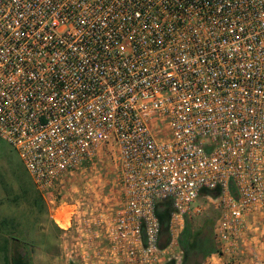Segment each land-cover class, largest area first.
Wrapping results in <instances>:
<instances>
[{
  "label": "built area",
  "instance_id": "1",
  "mask_svg": "<svg viewBox=\"0 0 264 264\" xmlns=\"http://www.w3.org/2000/svg\"><path fill=\"white\" fill-rule=\"evenodd\" d=\"M0 139L73 228L76 264H162L216 187L211 257L233 253L264 207V0H0ZM110 146L121 205L63 200L67 175Z\"/></svg>",
  "mask_w": 264,
  "mask_h": 264
},
{
  "label": "rangeland",
  "instance_id": "2",
  "mask_svg": "<svg viewBox=\"0 0 264 264\" xmlns=\"http://www.w3.org/2000/svg\"><path fill=\"white\" fill-rule=\"evenodd\" d=\"M118 152L113 147L99 149L91 164L67 175L62 187L63 200L74 202L86 199L88 208L94 209L97 202L118 208L121 205ZM62 200V201H63ZM217 201L199 196L191 207L188 218L194 227H199L208 216H219ZM50 209L40 198L16 151L0 139V239L10 236L22 244L18 252L25 254L30 264H76L78 258L74 247L73 228L65 233L50 218ZM1 244V243H0ZM233 253L207 257L202 264H264V207L258 208L245 218V228ZM167 258L180 256L179 249L171 246ZM181 259V258H180ZM176 261L177 264L180 262ZM236 259V262L234 260ZM174 260V259H173ZM0 251V264H3Z\"/></svg>",
  "mask_w": 264,
  "mask_h": 264
},
{
  "label": "trees",
  "instance_id": "3",
  "mask_svg": "<svg viewBox=\"0 0 264 264\" xmlns=\"http://www.w3.org/2000/svg\"><path fill=\"white\" fill-rule=\"evenodd\" d=\"M230 192L235 196V189L232 184L230 185ZM220 194V187L214 189L202 188L199 192V196H206L211 199L218 198ZM172 212L173 208L170 200L165 199L155 203L154 213L159 222L157 245L160 250L166 249L169 245L168 227ZM216 219L217 217L212 218L206 216L201 225L195 228L192 219L188 218V216L184 217V226L177 238V246L181 253L179 264H202L207 257L217 252L213 231ZM0 225L3 226L4 222L2 221ZM9 238L10 240L3 237L0 239V251L3 254V264H30L28 257L17 251L22 243L12 236ZM164 264L177 263L175 260H169Z\"/></svg>",
  "mask_w": 264,
  "mask_h": 264
},
{
  "label": "crops",
  "instance_id": "4",
  "mask_svg": "<svg viewBox=\"0 0 264 264\" xmlns=\"http://www.w3.org/2000/svg\"><path fill=\"white\" fill-rule=\"evenodd\" d=\"M211 259H213V257H211ZM220 259H222V258H220Z\"/></svg>",
  "mask_w": 264,
  "mask_h": 264
}]
</instances>
